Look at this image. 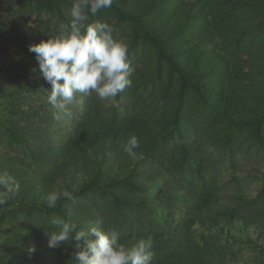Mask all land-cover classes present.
I'll return each instance as SVG.
<instances>
[{
	"label": "trees",
	"instance_id": "trees-1",
	"mask_svg": "<svg viewBox=\"0 0 264 264\" xmlns=\"http://www.w3.org/2000/svg\"><path fill=\"white\" fill-rule=\"evenodd\" d=\"M151 1L141 14H127L114 3L95 16L89 13V22L115 19L118 29L129 32L131 85L104 100L94 92L76 93L70 105L78 110L75 123L94 128L95 138L75 147L68 163L98 145L101 135L112 136L114 153L127 159L132 156L125 151L127 140L137 136L138 159L108 183L96 172L69 191L75 200L61 196L55 208L9 198L0 206V221L15 236L37 242L39 249L36 254L20 248L0 251V264H76L75 239L48 246V236L56 230L50 225L54 216L74 222L78 231L89 230L96 221L94 226L104 231H117L127 246L150 237V264H208L207 237L197 241L192 236L199 208L220 195L224 170L246 161L264 163V0ZM73 3L0 0V21L23 16L26 21L40 18L46 28L53 18L67 25ZM24 70L31 71L28 66ZM28 87L26 92L48 97L44 82ZM9 97L12 116H0V144L7 153L0 156V174L24 184L32 176L54 173L59 166L51 157L58 146L43 138L47 112L22 109L17 101H29L18 92ZM152 180L161 184L144 187ZM260 181L258 194L238 200L226 211L228 217L264 225V174ZM187 215L191 223H179ZM79 244L82 248L83 241Z\"/></svg>",
	"mask_w": 264,
	"mask_h": 264
},
{
	"label": "rangeland",
	"instance_id": "rangeland-1",
	"mask_svg": "<svg viewBox=\"0 0 264 264\" xmlns=\"http://www.w3.org/2000/svg\"><path fill=\"white\" fill-rule=\"evenodd\" d=\"M148 1L151 0H113V3L121 7L123 12L135 15L141 14L153 3ZM1 9L0 4V11ZM67 16L71 18L69 10ZM100 22H107L114 28V37L124 42L129 39V32L118 29L115 19ZM154 24L157 25L158 22L155 21ZM61 25L57 24L55 18L49 28L42 25L40 18L34 17L29 21L23 16L13 22L6 19L3 23L0 21V116H12L8 107L11 94L18 92L20 97L26 96L29 102L18 100V104L21 103L20 106L24 110L36 108L47 112L45 114H48L49 120L42 121L47 130L43 138L48 145L58 146V154L51 157V162L59 166L54 173L32 176L26 183L19 184L15 195L26 202H47V195L51 192L74 191L88 182L96 172L103 175V183H108L111 179L123 176L125 169L138 159L136 154L128 159L115 154L112 136L101 135L102 140L98 145L89 149L82 158L68 163L67 155L75 147L86 142L93 143L94 128L75 123L78 115L76 108L69 105L66 112L58 113L46 97L40 99L34 91L31 94L26 92L28 86L38 80L51 87L40 74L35 54L29 52L28 47L41 39H47L48 36H58ZM217 51L215 49V52ZM26 66L31 71H25ZM80 94L83 93H78ZM5 154L7 153L0 144V156ZM62 162L67 164H61ZM263 174V162L246 161L242 165L237 164L235 168L224 170L218 180V184L222 185L220 195L212 204L199 208L201 212L195 216L192 236L197 241L207 237V246L211 251L207 259L208 264H264V225L256 220L226 215V211L232 209L238 200L258 194L262 187L260 177ZM155 183L161 184L160 181L152 180L145 182L144 187L148 188ZM182 191L184 188H179L178 192ZM14 207L17 205L11 208ZM1 211L2 209L0 214ZM190 221L191 217L187 215L183 216L179 223ZM92 224L94 226L97 223L94 221ZM8 248H20L24 252L36 254L39 246L24 235L15 236V233L10 231V225L0 221V251L6 252Z\"/></svg>",
	"mask_w": 264,
	"mask_h": 264
},
{
	"label": "clouds",
	"instance_id": "clouds-1",
	"mask_svg": "<svg viewBox=\"0 0 264 264\" xmlns=\"http://www.w3.org/2000/svg\"><path fill=\"white\" fill-rule=\"evenodd\" d=\"M113 0H74L70 9L71 22L61 25L56 37L41 39L30 44L28 51L35 54L39 71L50 84L48 102L58 112L67 111L75 102L76 93L91 95L101 100L115 98L131 85L127 44L114 37V28L107 22H89V13L110 8ZM138 137L128 138L125 151L134 155L139 147ZM19 184L8 174H0V206L19 190ZM61 196L75 200L69 192H51L47 206L55 208ZM55 226L48 236V246L59 247L75 239L78 251L76 264H150L152 259L151 238H141L127 246L120 242L115 230H102L93 226L89 230H77V225L63 217L54 216L50 221ZM83 241L81 248L79 242Z\"/></svg>",
	"mask_w": 264,
	"mask_h": 264
}]
</instances>
